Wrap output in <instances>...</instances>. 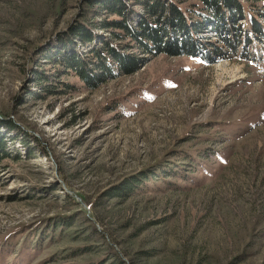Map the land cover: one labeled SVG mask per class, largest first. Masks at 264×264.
<instances>
[{
    "label": "rangeland",
    "instance_id": "obj_1",
    "mask_svg": "<svg viewBox=\"0 0 264 264\" xmlns=\"http://www.w3.org/2000/svg\"><path fill=\"white\" fill-rule=\"evenodd\" d=\"M84 2L0 0V118L20 129L0 131L20 156L0 172V264H264L262 4L243 3L234 51L201 30L212 62L159 55L34 100L42 51Z\"/></svg>",
    "mask_w": 264,
    "mask_h": 264
},
{
    "label": "trees",
    "instance_id": "obj_2",
    "mask_svg": "<svg viewBox=\"0 0 264 264\" xmlns=\"http://www.w3.org/2000/svg\"><path fill=\"white\" fill-rule=\"evenodd\" d=\"M84 1L79 22L59 34L57 40L42 51V64L49 69L36 68L32 72V83L38 88L37 93H29L34 100L43 101L76 91L73 84L62 80L66 77L77 79L88 91L97 90L107 81L133 75L159 55L194 58L199 55L212 62V56L218 53L217 45L202 44L201 30L213 31L221 45L234 51L236 45L231 42L238 40L243 31L238 21L248 17L243 3H259L264 7V0ZM252 15L250 12L249 16ZM257 15L264 18V13ZM259 26L250 22L254 34H264ZM1 130L17 137L20 129L11 120L0 118ZM6 141L0 136V172L5 170L6 161H17L20 157L9 152ZM152 175L127 180L115 187L108 197L127 198Z\"/></svg>",
    "mask_w": 264,
    "mask_h": 264
}]
</instances>
